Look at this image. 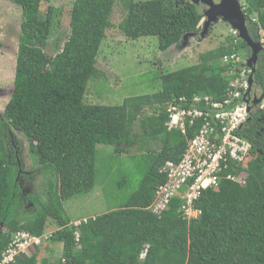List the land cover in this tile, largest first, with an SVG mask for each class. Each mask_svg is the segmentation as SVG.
Segmentation results:
<instances>
[{"label": "trees", "instance_id": "1", "mask_svg": "<svg viewBox=\"0 0 264 264\" xmlns=\"http://www.w3.org/2000/svg\"><path fill=\"white\" fill-rule=\"evenodd\" d=\"M21 9L11 95L0 115V260L18 231L40 236L50 224L49 243H62L60 257H38L40 244L30 255L9 264H264V113H253L246 123L252 143L243 163L245 183L222 180L213 190L202 192L195 206L199 217L187 222L178 211V200L159 216L146 210L157 186L158 173L167 160L178 161L192 137L168 130L167 103L179 96L208 94L223 97L227 79L220 58L230 52L226 45L199 56V62L160 72L161 90L151 95L125 98L119 105L83 102L90 79L98 77L96 57L110 26L115 0H73L69 32L57 53L44 52L50 39L56 9L42 16L44 0H13ZM249 18L247 30L253 40L264 34V0H244ZM201 13L190 0H127L119 24L131 40L155 36L158 50L165 52L198 30ZM241 51L250 49L239 39ZM213 60V61H211ZM255 89L264 90V51L258 53L253 74ZM151 109L150 115L145 114ZM139 124L141 136L134 135ZM21 133L30 142L45 174L40 192L26 193L20 171L11 154L8 135ZM135 136L160 144L139 187L115 209L73 226L63 201L88 192L94 186L96 146L135 145ZM32 210L23 211V200ZM57 240V241H56ZM144 253L143 257H140Z\"/></svg>", "mask_w": 264, "mask_h": 264}, {"label": "rangeland", "instance_id": "2", "mask_svg": "<svg viewBox=\"0 0 264 264\" xmlns=\"http://www.w3.org/2000/svg\"><path fill=\"white\" fill-rule=\"evenodd\" d=\"M126 2L127 0H115L109 18L110 26L106 29L105 39L96 57L95 67L99 75L93 76L88 82L83 98L85 104L119 105L128 97L156 93L161 90L160 72L197 64L201 54L226 45V37L231 35V30H235L220 15L215 20L206 22L207 17L203 12L207 7L199 3L195 5L201 13L198 30L184 35L180 43L162 52L158 50V40L155 36L131 40L122 34L119 24L126 14ZM238 2L243 11L244 0ZM72 3L73 0H44L41 4L42 16L49 6L56 9L52 33L44 48V52L50 57L57 53L56 45H62L67 38ZM21 21L20 7L13 0H0V115L13 88ZM259 36L256 41L260 42L264 51V34L260 31ZM243 55L245 56L244 51ZM257 93L260 96L264 94V90L258 89ZM144 112L150 115L152 110L146 109ZM133 133L141 136L137 122L133 126ZM138 137L135 136V145L132 147L118 145L120 149H124L119 153L115 152V146H96L94 186L88 192L63 201L70 224L119 207L137 190L152 164L155 153L160 149L158 142L145 141L144 137L140 141ZM8 140L11 154L20 171V186L27 194L39 193L45 174L40 171L37 156L29 150L30 142L14 130L8 135ZM22 206L24 213L33 208L27 199L23 200ZM47 228V233L57 229L52 224ZM61 248L60 241L49 243V240H46L37 255L41 258L49 256L56 259L60 257Z\"/></svg>", "mask_w": 264, "mask_h": 264}, {"label": "built area", "instance_id": "3", "mask_svg": "<svg viewBox=\"0 0 264 264\" xmlns=\"http://www.w3.org/2000/svg\"><path fill=\"white\" fill-rule=\"evenodd\" d=\"M230 32L231 39L227 43L230 52L219 61L225 68L227 79L223 97L215 99L208 94H195L190 98L179 96L167 103L168 130H178L184 136L191 130L192 137L186 140V147L178 161L167 160L158 170L165 180L157 186L152 201L145 207L155 215L159 216L168 210L173 200H178V211L189 222L201 214L195 203L202 192L215 190L222 180L245 183L247 172L242 165L252 148L251 141L245 136V129L249 122L247 118L256 110H248L245 102L251 69L241 51L238 32ZM252 91H255V97H259L258 89L252 83L249 101ZM258 109L264 113V98ZM85 221L71 224L77 246L80 241L78 227ZM51 234L45 231L35 236L24 231L16 232L3 251L0 264L12 263L22 254L30 255ZM143 256L144 253L140 257Z\"/></svg>", "mask_w": 264, "mask_h": 264}, {"label": "water", "instance_id": "4", "mask_svg": "<svg viewBox=\"0 0 264 264\" xmlns=\"http://www.w3.org/2000/svg\"><path fill=\"white\" fill-rule=\"evenodd\" d=\"M194 5L202 3L207 8L203 12L207 17L206 22L215 20L218 15H220L226 22H228L233 29L238 32L239 38L246 44L250 49V56L247 58V66L251 69V72L248 76V89L245 94V102L248 104V110L251 109L249 105L250 102L253 104H259L264 97V94H261L259 97H255L252 101H249V92L252 89L253 83V74L255 72V64L257 62L258 53L262 51V46L260 42H257L252 39L247 30V20L248 17L242 11L241 6L239 5L238 0H218L216 3L214 0H192ZM251 116L247 118V121H250ZM261 121L264 120L261 118Z\"/></svg>", "mask_w": 264, "mask_h": 264}, {"label": "flooded vegetation", "instance_id": "5", "mask_svg": "<svg viewBox=\"0 0 264 264\" xmlns=\"http://www.w3.org/2000/svg\"><path fill=\"white\" fill-rule=\"evenodd\" d=\"M216 3L218 2V0H214ZM250 94V93H249ZM255 95H256V93H255V91H252L251 92V101L254 99V97H255ZM260 104V103H259ZM259 104H253L252 102H251V108L252 109H255L256 110V112L255 113H260V111H259V109H258V107H259ZM251 118H252V116H251ZM251 120V119H250Z\"/></svg>", "mask_w": 264, "mask_h": 264}, {"label": "crops", "instance_id": "6", "mask_svg": "<svg viewBox=\"0 0 264 264\" xmlns=\"http://www.w3.org/2000/svg\"><path fill=\"white\" fill-rule=\"evenodd\" d=\"M71 222V221H70Z\"/></svg>", "mask_w": 264, "mask_h": 264}]
</instances>
